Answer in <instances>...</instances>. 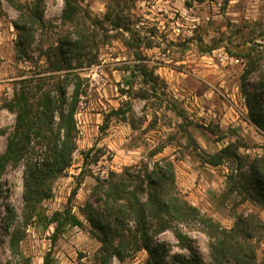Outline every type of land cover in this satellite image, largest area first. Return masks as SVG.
Returning a JSON list of instances; mask_svg holds the SVG:
<instances>
[{
    "label": "rangeland",
    "instance_id": "1",
    "mask_svg": "<svg viewBox=\"0 0 264 264\" xmlns=\"http://www.w3.org/2000/svg\"><path fill=\"white\" fill-rule=\"evenodd\" d=\"M73 1L79 13L72 24L63 21V0H0V155L15 127L6 106L21 82L52 95L60 88L68 103L74 85L80 91L76 150L71 166L48 183L49 198L36 206L42 220L28 218L23 203L32 145L0 179V264H43L50 249L57 264H97L100 244L82 213L86 204L95 206L96 180L161 160L172 163L180 199L226 232L243 227L255 264H264V209L227 189L231 173L264 171V128L249 120L247 107L250 93L264 117V0ZM80 38L85 48L73 70L53 72L54 52ZM117 110L127 112L110 117L104 129L105 117ZM225 149L236 159L217 167L203 162ZM65 210L83 227L64 217L47 224ZM180 227L199 263L212 264L200 221ZM13 231L22 235L23 261L10 251ZM157 245L166 248L165 264L192 258L170 231L153 238ZM146 261L141 251L111 264Z\"/></svg>",
    "mask_w": 264,
    "mask_h": 264
},
{
    "label": "trees",
    "instance_id": "2",
    "mask_svg": "<svg viewBox=\"0 0 264 264\" xmlns=\"http://www.w3.org/2000/svg\"><path fill=\"white\" fill-rule=\"evenodd\" d=\"M63 1V21L73 24L79 10L73 0ZM32 13L33 18L40 15L35 14V11ZM26 30L25 27L24 31ZM21 43H18L19 48L22 47ZM64 45L67 51L61 47L54 52L53 72L73 70L72 60L79 62L82 58L85 48L82 38ZM143 74L145 75L144 72ZM73 76L79 80L77 74ZM27 83L23 81L19 84L14 98L6 106L16 117L14 131L7 141L4 153L0 155V179L6 167L17 163L28 146L32 145L29 149L31 152L28 150L32 158L26 164L23 203L28 218L34 215L36 220L41 221L36 206L49 198L48 183L60 177L71 166V156L76 150L77 130L74 116L80 91L78 85H74L71 102L68 103L60 88L52 95L43 92L41 87L35 88ZM247 107L249 120L259 129H263L264 117L259 102L250 93H247ZM126 112L111 111L104 119L103 128H107L110 117H121ZM36 158L40 163H33ZM227 158L236 159L234 154L225 149L217 155H204L203 162L217 167ZM96 183L95 206L86 204L82 213L89 225L90 235L100 244L97 264H111L114 258L123 262L132 254L141 251L147 253L146 264H165V246L153 247L152 242L154 237L167 231L172 232L177 241L192 254L191 259L176 258L175 264H200L193 255L191 240L180 227L196 220L206 228L204 234L210 240L212 264H255L253 251L248 245L250 235L243 227L235 226L226 232L180 199L171 162L161 160L152 165L140 163L125 168L120 174L110 172L106 178L97 179ZM227 189L229 193H235L245 201L264 209V171L261 172L260 168L251 170L249 174L241 170L231 173L228 176ZM1 194L0 189V199ZM60 217H64V221L71 227H83L82 222L68 210L61 214L54 213L47 220V224H57ZM57 233L59 229L56 227L51 238L52 247ZM21 240L20 232L13 231L9 247L12 256L23 261L19 251ZM1 245L0 240V247ZM43 264H57L51 249L45 254Z\"/></svg>",
    "mask_w": 264,
    "mask_h": 264
},
{
    "label": "built area",
    "instance_id": "3",
    "mask_svg": "<svg viewBox=\"0 0 264 264\" xmlns=\"http://www.w3.org/2000/svg\"><path fill=\"white\" fill-rule=\"evenodd\" d=\"M235 63H238V61L236 60Z\"/></svg>",
    "mask_w": 264,
    "mask_h": 264
}]
</instances>
